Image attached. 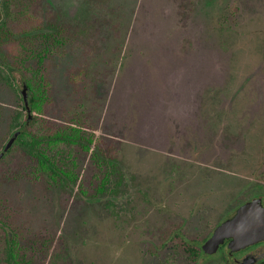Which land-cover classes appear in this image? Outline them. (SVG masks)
<instances>
[{
    "label": "rangeland",
    "instance_id": "1",
    "mask_svg": "<svg viewBox=\"0 0 264 264\" xmlns=\"http://www.w3.org/2000/svg\"><path fill=\"white\" fill-rule=\"evenodd\" d=\"M42 10L71 32L42 64L48 125L83 117L122 161L125 182L116 197L89 199L49 183L16 147L0 160V219L30 264H164L173 255L195 264L177 243L160 248L165 234L180 226L203 243L264 178V0H45ZM20 15L11 27L27 24ZM19 57L0 51L18 88L2 68L0 154L38 65L31 55L18 66ZM61 150L95 195L102 172L91 154Z\"/></svg>",
    "mask_w": 264,
    "mask_h": 264
},
{
    "label": "trees",
    "instance_id": "2",
    "mask_svg": "<svg viewBox=\"0 0 264 264\" xmlns=\"http://www.w3.org/2000/svg\"><path fill=\"white\" fill-rule=\"evenodd\" d=\"M45 0H1L0 2V51L6 50L10 56L12 54L21 56L17 64L23 68L31 55L38 58L37 68L30 70L28 68V77L26 85L30 90L29 106L31 114L25 105L23 95L22 103L18 111L12 117L10 132L12 137L16 132H20L11 149L21 148L36 162V170L39 174L45 175L48 182L57 186H76L87 198L98 197H116L125 182V173L122 161L116 155L114 150L104 148L103 140L95 131H89L84 123L83 117H77L80 120L70 121L61 127H51L46 120V104L49 100V88L47 78L42 73V64L51 52L64 46L71 36L68 26L60 22V19L52 12L43 14L42 5ZM33 6V7H32ZM32 7V9H30ZM38 13V20L32 21L30 17ZM50 11V10H49ZM39 12L41 16L39 17ZM24 14L25 26L20 28L11 27L14 17H22ZM54 15V14H53ZM35 23V24H34ZM30 44V47H28ZM41 47L38 51L36 47ZM30 52V53H29ZM17 59V58H16ZM15 59V60H16ZM14 60V61H15ZM16 62V61H15ZM5 70L2 77L7 84L18 88L9 70ZM0 66V74H1ZM74 84L75 79H72ZM32 121L30 124L29 122ZM11 137V138H12ZM10 138V139H11ZM7 145V144H6ZM5 145V147H6ZM62 146H78L83 151L91 154L93 162L100 168L102 177L97 187L95 195H89L81 185L80 176L75 171L76 163L70 164V159L64 157ZM4 147V148H5ZM0 231L4 233L5 238L0 248V264H30L22 254V249L16 237H12L7 230L6 223L0 219ZM176 243L179 245L186 259L197 263L201 257V243L198 240H189L181 232V227L177 226L170 229L161 240L160 248H174ZM164 264H179L175 255L169 257Z\"/></svg>",
    "mask_w": 264,
    "mask_h": 264
},
{
    "label": "water",
    "instance_id": "3",
    "mask_svg": "<svg viewBox=\"0 0 264 264\" xmlns=\"http://www.w3.org/2000/svg\"><path fill=\"white\" fill-rule=\"evenodd\" d=\"M28 87L25 84L22 95L28 112L31 114L29 99L27 95ZM31 119H29L30 122ZM20 132L9 140L4 151L0 154V160L11 149ZM227 238H233V244L239 248L253 244L264 239V200L257 198L242 205L237 213L230 219L224 221L214 231L213 236L204 244L206 252H214L219 244Z\"/></svg>",
    "mask_w": 264,
    "mask_h": 264
},
{
    "label": "flooded vegetation",
    "instance_id": "4",
    "mask_svg": "<svg viewBox=\"0 0 264 264\" xmlns=\"http://www.w3.org/2000/svg\"><path fill=\"white\" fill-rule=\"evenodd\" d=\"M257 198H263L264 200V178L259 181L258 185V193L245 201L241 205H239L234 213L228 218L224 219L219 225H221L224 221L232 218L238 211V209L247 202H250ZM217 225L216 228L219 226ZM212 231L211 236H209L203 243H201V258L205 255L206 251L204 250V244L213 236L214 231ZM233 238H227L223 243L219 244L217 249L208 255L212 259L210 264H264V239H261L253 244L241 246L237 248L233 244Z\"/></svg>",
    "mask_w": 264,
    "mask_h": 264
}]
</instances>
